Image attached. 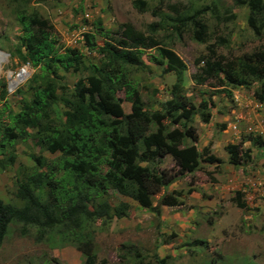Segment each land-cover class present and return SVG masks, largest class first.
Here are the masks:
<instances>
[{"label":"trees","instance_id":"1","mask_svg":"<svg viewBox=\"0 0 264 264\" xmlns=\"http://www.w3.org/2000/svg\"><path fill=\"white\" fill-rule=\"evenodd\" d=\"M32 1L10 0L20 31L14 54L34 73L27 80V99L18 112L9 113L6 123L0 122V149L12 150L16 143L32 138L48 153L58 154V159L51 162L33 157L35 169L16 176L14 196L21 206L0 199V247L9 226L20 224L21 235L34 228L39 241L56 232L60 241L75 244L83 264H97L92 251L93 224L127 217L130 209L127 202L112 206L110 191L160 215V206L174 207L180 201L175 194L163 192L154 205V196L178 177L196 171L203 157L213 161L206 149L197 148L198 135L190 124L195 107L181 87L185 65L167 45L160 47L162 41L156 37L168 26L177 35L188 32L197 43L208 42V18L218 16L222 0H211L204 8L196 7L194 0L173 4L171 15H163L160 22L148 26V35L130 24L121 25L112 34L97 19L92 22L93 32L84 34V45L97 54V62H87L74 48L60 51L50 20L34 8ZM147 1L135 0L133 5L143 12ZM233 5L247 9V26L261 36L264 0H233ZM98 34L104 38L100 45L95 41ZM219 40V44L224 41ZM154 47L157 54L150 56V61L163 73L176 76L170 98L160 102L157 110L145 107L131 77L132 70L146 68L144 51ZM210 53L202 75L216 79L220 87L255 85L253 97L264 103V49L229 60L214 58L212 48ZM61 73L79 75L72 88L63 84ZM198 77L200 83L205 80ZM1 87L3 99L6 85ZM21 91L17 88L14 93ZM119 93H124L130 104L129 113L124 111ZM174 127L180 132L173 133ZM244 140L252 146H264L260 137L249 135ZM242 145L225 146L230 165L241 166L248 161V150ZM166 156L171 157L175 173L158 169L157 163ZM7 160H14L12 152ZM236 195V206L245 208L241 194ZM192 244L207 245L202 240ZM167 259L155 253L146 260L137 248L128 245H122L118 254L120 264H168Z\"/></svg>","mask_w":264,"mask_h":264},{"label":"rangeland","instance_id":"2","mask_svg":"<svg viewBox=\"0 0 264 264\" xmlns=\"http://www.w3.org/2000/svg\"><path fill=\"white\" fill-rule=\"evenodd\" d=\"M135 0H33L34 8L46 16L58 40L60 51L74 48L84 54L87 62H97L98 56L84 45V34L93 32L92 22L100 19L103 27L114 34L123 24H130L137 31L149 34L148 26L160 22L161 16L171 15V6L186 0H148L146 11L135 9ZM211 0H194L196 7L204 8ZM10 0H0V122L8 121L9 113H16L21 102L27 99L26 83L34 69H27V76L13 89L11 80L19 73L21 65L14 54L19 36V25ZM218 16L208 18L211 40L202 44L193 40L188 32L177 35L164 26L157 35L185 65L182 73V91L194 104L191 125L198 135L197 148L206 149L213 161L203 157L200 167L191 174L178 177L164 191L175 194L180 205L160 206V215L141 208L133 200L109 192L112 206L120 202L130 205L127 217L96 221L92 226V251L97 264H120L118 254L122 245L133 246L150 260L153 254L167 257L168 264H264V146H252L247 136L264 141V103L253 97V89L220 87L216 79L206 78L201 69L204 60L216 57L229 60L245 53L264 49V32L257 36L246 22L247 9L235 7L233 0H222ZM89 14L86 19L84 14ZM85 20V21H84ZM219 38H223L220 43ZM98 45L103 36L96 35ZM157 54V47L146 49L143 62L146 68L132 70L138 93L146 108L159 109L160 102L170 98L176 76L163 73L150 61ZM67 89L79 77L61 73ZM202 76L205 80L198 82ZM5 84V96L1 99ZM21 88V94L14 93ZM126 113L131 111L124 93H119ZM205 104V108L203 105ZM180 132L179 127L171 129ZM243 142L249 159L241 166L227 162L225 146ZM1 148V145H0ZM0 149V199L4 203L21 206L15 198V178L20 171L31 173L35 169L33 157L57 161L58 154H50L32 138L15 144L14 149ZM14 160L8 161L10 153ZM4 166V167H2ZM159 170L175 173L170 156L157 163ZM246 207L238 208L236 194ZM20 224H11L0 247V264H83L84 258L74 243L62 242L56 232L43 240L36 239V231L29 228L20 234ZM195 240L206 246L193 245Z\"/></svg>","mask_w":264,"mask_h":264},{"label":"bare ground","instance_id":"3","mask_svg":"<svg viewBox=\"0 0 264 264\" xmlns=\"http://www.w3.org/2000/svg\"><path fill=\"white\" fill-rule=\"evenodd\" d=\"M2 57H4V54L0 55V59ZM26 76H27V73H25L24 71H19V73L11 80L10 88L13 89L14 86L20 83Z\"/></svg>","mask_w":264,"mask_h":264},{"label":"built area","instance_id":"4","mask_svg":"<svg viewBox=\"0 0 264 264\" xmlns=\"http://www.w3.org/2000/svg\"><path fill=\"white\" fill-rule=\"evenodd\" d=\"M84 17L86 18V19H88L89 18V14H84ZM30 66H29V64H25L23 67H22V69L20 70V71H24L25 73H27V69L29 68ZM26 79V77L22 80V81H24ZM22 81L20 82V83H22ZM19 84V83H18ZM18 84H16L15 86H17ZM14 86V87H15Z\"/></svg>","mask_w":264,"mask_h":264}]
</instances>
